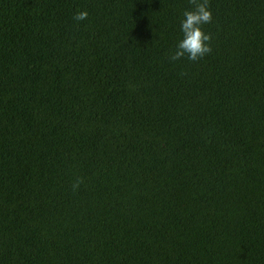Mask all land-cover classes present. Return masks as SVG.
<instances>
[{
	"label": "trees",
	"instance_id": "obj_1",
	"mask_svg": "<svg viewBox=\"0 0 264 264\" xmlns=\"http://www.w3.org/2000/svg\"><path fill=\"white\" fill-rule=\"evenodd\" d=\"M208 6L170 61L191 0H0V264H264V0Z\"/></svg>",
	"mask_w": 264,
	"mask_h": 264
},
{
	"label": "clouds",
	"instance_id": "obj_2",
	"mask_svg": "<svg viewBox=\"0 0 264 264\" xmlns=\"http://www.w3.org/2000/svg\"><path fill=\"white\" fill-rule=\"evenodd\" d=\"M194 7L185 10L179 19V38L174 49L169 53L170 61L187 58L189 61L203 59L211 52L210 34L204 31L203 26L212 19V12L208 0H191ZM87 11L77 12L73 19L77 22L87 19ZM75 188L76 185H73Z\"/></svg>",
	"mask_w": 264,
	"mask_h": 264
}]
</instances>
